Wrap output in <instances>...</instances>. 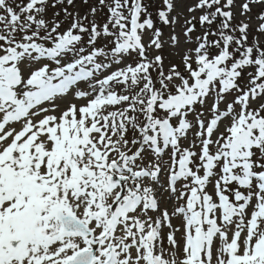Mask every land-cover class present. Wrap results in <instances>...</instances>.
Masks as SVG:
<instances>
[{"label": "snow or ice", "instance_id": "obj_1", "mask_svg": "<svg viewBox=\"0 0 264 264\" xmlns=\"http://www.w3.org/2000/svg\"><path fill=\"white\" fill-rule=\"evenodd\" d=\"M0 264H264V0H0Z\"/></svg>", "mask_w": 264, "mask_h": 264}]
</instances>
